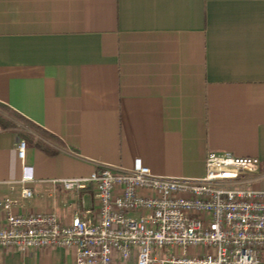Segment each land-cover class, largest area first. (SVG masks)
Returning a JSON list of instances; mask_svg holds the SVG:
<instances>
[{"label":"crops","instance_id":"crops-1","mask_svg":"<svg viewBox=\"0 0 264 264\" xmlns=\"http://www.w3.org/2000/svg\"><path fill=\"white\" fill-rule=\"evenodd\" d=\"M0 104L39 133L0 128V202L20 198L22 140L36 179L20 214L69 223L92 198L48 181L99 164L201 178L217 152L259 158L264 175V0H0ZM74 262L0 248V264Z\"/></svg>","mask_w":264,"mask_h":264},{"label":"built area","instance_id":"built-area-1","mask_svg":"<svg viewBox=\"0 0 264 264\" xmlns=\"http://www.w3.org/2000/svg\"><path fill=\"white\" fill-rule=\"evenodd\" d=\"M26 148L22 140L20 198L0 202L4 251L64 248L74 264H264V187L242 186L248 176L264 180L259 158L211 152L201 178L156 176L138 161L132 169L99 164L88 177L48 181L92 198L65 224L55 213L16 212L34 196Z\"/></svg>","mask_w":264,"mask_h":264},{"label":"trees","instance_id":"trees-1","mask_svg":"<svg viewBox=\"0 0 264 264\" xmlns=\"http://www.w3.org/2000/svg\"><path fill=\"white\" fill-rule=\"evenodd\" d=\"M18 123L26 128L30 129L31 131L39 134L36 130V125L32 124L29 120L24 118L22 115L17 113L16 111L12 110L11 108L0 104V128H10ZM24 138H28L27 135H23ZM41 137H45V134H41ZM26 141V140H25ZM44 151L48 154H55L56 152L51 148H45Z\"/></svg>","mask_w":264,"mask_h":264},{"label":"rangeland","instance_id":"rangeland-1","mask_svg":"<svg viewBox=\"0 0 264 264\" xmlns=\"http://www.w3.org/2000/svg\"><path fill=\"white\" fill-rule=\"evenodd\" d=\"M130 264H134L133 262H130Z\"/></svg>","mask_w":264,"mask_h":264}]
</instances>
